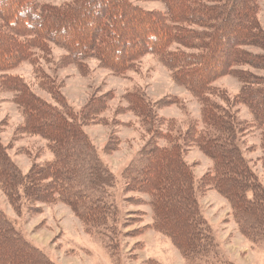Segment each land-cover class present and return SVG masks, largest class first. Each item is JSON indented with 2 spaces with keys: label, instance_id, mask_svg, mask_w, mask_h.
I'll return each instance as SVG.
<instances>
[{
  "label": "trees",
  "instance_id": "trees-1",
  "mask_svg": "<svg viewBox=\"0 0 264 264\" xmlns=\"http://www.w3.org/2000/svg\"><path fill=\"white\" fill-rule=\"evenodd\" d=\"M134 1H160L164 10H148ZM259 1L69 0L53 5L41 0H0L1 71L29 59L34 49L49 53L52 44L66 50L61 65L76 64L82 71L87 69L86 60L96 58L100 66L122 74L152 53L174 81L199 101L203 128L194 123L176 135L175 121L158 116L156 110L175 99L152 103L139 92L124 97L150 134L124 172L125 191L149 195L151 227L172 239L189 261L209 254L215 246L197 198L207 189L226 198L244 235L258 239L264 234V185L244 155L239 134L244 129L231 109L246 105L255 124L264 128V75L250 69L264 70ZM252 46L262 52L249 50ZM225 75L242 83L233 98L213 85ZM43 76V89L56 104L35 93L20 76L0 77V87L15 93L14 101L22 111L18 132L44 138L54 155L44 164H33L25 174L0 138V189L17 212L24 200L30 204L60 201L89 230H112L118 223V209L110 201L116 179L84 129L99 120L111 93L92 96L76 111L55 87L56 78ZM118 143L111 139L106 151L112 152ZM191 146L213 162L212 169L198 179L185 156ZM262 162L264 168V155ZM0 264L56 263L28 242L0 210Z\"/></svg>",
  "mask_w": 264,
  "mask_h": 264
},
{
  "label": "rangeland",
  "instance_id": "rangeland-1",
  "mask_svg": "<svg viewBox=\"0 0 264 264\" xmlns=\"http://www.w3.org/2000/svg\"><path fill=\"white\" fill-rule=\"evenodd\" d=\"M41 1L61 5L69 0ZM134 3L148 10H164L160 1ZM259 5L258 18L264 30V0H260ZM69 31L72 33V30ZM248 49L262 52L253 46ZM33 51L29 59L21 61L16 67L0 70V77L20 76L35 93L56 104L42 85L43 74L55 77V87L76 111L92 96L111 93V99L99 115V120L91 122L84 129L101 160L115 176L116 184L110 190V201L118 209V223L106 232L89 230L72 209L60 201L30 204L24 200L20 212H17L0 189V210L13 221L28 242L56 264H264V234L258 239L244 235L229 202L216 190L207 189L197 194L201 213L209 225L215 246L209 254L193 261L182 254L172 239L151 227L153 211L149 205V195L125 191L124 172L136 160L150 137L141 119L128 109V102L124 98L127 93L139 92L152 103L175 99L174 103L156 110L158 116L175 121L176 135L184 133L194 123H197L198 129L203 128L201 104L188 89L174 81L170 70L157 56L146 53L134 68L116 74L112 69L100 66L96 58L86 60L87 69L83 71L76 64L61 65L66 50L54 44L47 54ZM250 69L264 75V70ZM213 85L232 98L242 87V83L233 75L220 77ZM14 97V92L0 87V138L4 145L9 146V154L16 165L26 174L33 164L51 161L54 155L44 138L18 132L23 116ZM214 99L222 103L219 97L215 96ZM231 109L236 113L240 128L244 129L239 133L244 155L264 185V128L255 124L246 105L236 104ZM111 139L115 144L117 140L119 143L115 150L107 152L105 148ZM160 143L165 144V141L161 140ZM185 156L197 179L213 167L212 160L196 146L189 147ZM136 199L143 202L136 203ZM31 208H38L39 211Z\"/></svg>",
  "mask_w": 264,
  "mask_h": 264
}]
</instances>
